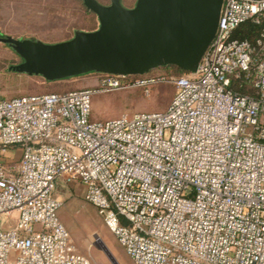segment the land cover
I'll return each instance as SVG.
<instances>
[{
    "label": "built area",
    "instance_id": "built-area-1",
    "mask_svg": "<svg viewBox=\"0 0 264 264\" xmlns=\"http://www.w3.org/2000/svg\"><path fill=\"white\" fill-rule=\"evenodd\" d=\"M247 21L253 41L233 35ZM134 76L0 99V264H93L57 181L83 186L134 264H264V0H223L195 71ZM158 82L165 109L92 118L95 94Z\"/></svg>",
    "mask_w": 264,
    "mask_h": 264
},
{
    "label": "water",
    "instance_id": "water-1",
    "mask_svg": "<svg viewBox=\"0 0 264 264\" xmlns=\"http://www.w3.org/2000/svg\"><path fill=\"white\" fill-rule=\"evenodd\" d=\"M96 15L91 30L78 29L66 40L0 36L20 58L9 70L62 80L86 73L134 76L174 65L195 71L218 27L223 0H121L101 4L82 0Z\"/></svg>",
    "mask_w": 264,
    "mask_h": 264
},
{
    "label": "rangeland",
    "instance_id": "rangeland-1",
    "mask_svg": "<svg viewBox=\"0 0 264 264\" xmlns=\"http://www.w3.org/2000/svg\"><path fill=\"white\" fill-rule=\"evenodd\" d=\"M98 1L105 5L110 3V0ZM121 1L127 7L135 3V0ZM92 25H97L96 15L82 0H0V36L54 43L71 38L75 30H89ZM243 27L252 28L247 22ZM20 61L7 44L0 42V99L95 87L104 76L92 72L65 80L45 81L40 76L8 69ZM170 73L174 74L171 67L160 66L145 74L160 77ZM173 93L174 86L164 82L156 83L149 95L139 88L98 93L92 98V118L107 120L125 112L160 111L168 105ZM16 151H9L7 163ZM55 195L62 201L60 218L78 252L86 255L93 264H134L96 209L83 199L80 183L60 184L55 188Z\"/></svg>",
    "mask_w": 264,
    "mask_h": 264
},
{
    "label": "trees",
    "instance_id": "trees-1",
    "mask_svg": "<svg viewBox=\"0 0 264 264\" xmlns=\"http://www.w3.org/2000/svg\"><path fill=\"white\" fill-rule=\"evenodd\" d=\"M246 23V22H245ZM241 24L239 27H237L234 31V37H237V38H240V39H247L249 41H253L257 35V31L259 29V27L257 25H255L253 22L251 21H247V24H248V27H252V28H245L243 27V25L245 24ZM250 24V25H249ZM95 27V25H92L90 28H88L89 30L93 29ZM162 67H171L173 69V73H170V74H165L164 77H179V76H182L186 73L185 70L177 67V66H174V65H164ZM135 76H141V75H135ZM134 76V77H135ZM143 76H149L147 74H144ZM78 77V76H76ZM155 77V76H154ZM161 77V76H160ZM72 78H75V77H72ZM69 79V78H68ZM46 81V80H45ZM98 86V85H97ZM96 87V86H95ZM77 89H81V88H77ZM72 90V89H71ZM68 91V90H67ZM248 91V87L246 86H243L242 89H241V92L242 93H246ZM48 93V92H46ZM39 94V93H38ZM21 96V95H20Z\"/></svg>",
    "mask_w": 264,
    "mask_h": 264
},
{
    "label": "crops",
    "instance_id": "crops-1",
    "mask_svg": "<svg viewBox=\"0 0 264 264\" xmlns=\"http://www.w3.org/2000/svg\"><path fill=\"white\" fill-rule=\"evenodd\" d=\"M66 79H68V78H66ZM62 80H65V79H62ZM56 81H58V80H56ZM60 184H63L62 182H60V181H57V183H56V186H58V185H60ZM56 186H55V188H56ZM54 195H55V190H54ZM56 196V195H55ZM57 197V196H56ZM59 216H60V214H59ZM65 222H67V221H65Z\"/></svg>",
    "mask_w": 264,
    "mask_h": 264
}]
</instances>
